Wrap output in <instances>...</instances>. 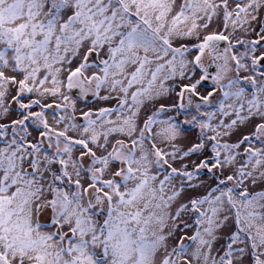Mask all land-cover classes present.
Masks as SVG:
<instances>
[{
  "label": "snow or ice",
  "instance_id": "1",
  "mask_svg": "<svg viewBox=\"0 0 264 264\" xmlns=\"http://www.w3.org/2000/svg\"><path fill=\"white\" fill-rule=\"evenodd\" d=\"M0 264H264V0H0Z\"/></svg>",
  "mask_w": 264,
  "mask_h": 264
}]
</instances>
